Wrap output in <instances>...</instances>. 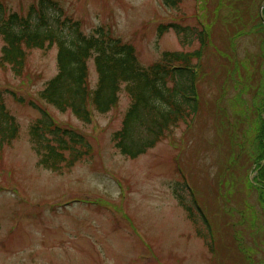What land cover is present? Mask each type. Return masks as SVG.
<instances>
[{
	"label": "rangeland",
	"instance_id": "1",
	"mask_svg": "<svg viewBox=\"0 0 264 264\" xmlns=\"http://www.w3.org/2000/svg\"><path fill=\"white\" fill-rule=\"evenodd\" d=\"M38 1L0 0L21 15ZM53 1L84 34L102 27L131 44L146 68L165 52L201 49L200 112L132 160L113 143L131 102L125 92L118 108L85 124L39 100L58 72L56 47L29 51L21 76L0 67L20 127L0 144V264H264V161L253 165L264 125L256 111L264 108V0ZM171 24L182 29L161 34ZM89 68L95 89L93 61ZM29 102L85 136L92 153L70 170L40 166L29 132L41 115Z\"/></svg>",
	"mask_w": 264,
	"mask_h": 264
},
{
	"label": "trees",
	"instance_id": "2",
	"mask_svg": "<svg viewBox=\"0 0 264 264\" xmlns=\"http://www.w3.org/2000/svg\"><path fill=\"white\" fill-rule=\"evenodd\" d=\"M181 2L163 0L168 7H177ZM171 28L182 29L172 24L161 25L160 32ZM207 36V32L199 34L202 48ZM0 38L4 42L0 67L9 66L17 76L26 69L29 51L57 48L58 72L39 93V100L60 112L70 111L82 123L91 124L95 114H109L118 108L120 96L125 92L131 102L121 129L113 135V143L129 159L147 154L180 123L199 115L197 80L201 49L165 52L158 62L146 68L140 64L131 44L102 27L94 34H84L80 22L66 17L64 9L53 0H39L26 15L7 13L0 2ZM90 61L98 75L95 89L90 84ZM6 93L9 91H0L1 146L17 139L20 132L15 117L6 107ZM11 95L24 103L15 93ZM28 104L41 115L29 132L40 166L54 172H61L62 168L70 170L92 153L89 141L80 132L57 125L47 110L34 102ZM259 109L256 111L261 116L264 108ZM255 139L262 148L261 157H256L253 164L258 169L264 161V125ZM253 185L260 187L259 182L254 181Z\"/></svg>",
	"mask_w": 264,
	"mask_h": 264
}]
</instances>
